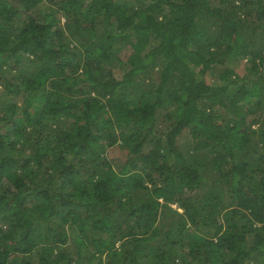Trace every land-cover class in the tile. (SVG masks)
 Returning <instances> with one entry per match:
<instances>
[{
	"label": "trees",
	"instance_id": "obj_1",
	"mask_svg": "<svg viewBox=\"0 0 264 264\" xmlns=\"http://www.w3.org/2000/svg\"><path fill=\"white\" fill-rule=\"evenodd\" d=\"M0 264H264V0H0Z\"/></svg>",
	"mask_w": 264,
	"mask_h": 264
},
{
	"label": "rangeland",
	"instance_id": "obj_2",
	"mask_svg": "<svg viewBox=\"0 0 264 264\" xmlns=\"http://www.w3.org/2000/svg\"><path fill=\"white\" fill-rule=\"evenodd\" d=\"M244 63L245 62H243V61H240V62L238 61L237 62V68L239 67L238 71L240 73H242L244 71ZM214 74L215 75L217 74L216 71L214 72ZM213 77H214V75H213ZM257 127H258V124H255L254 128H257ZM181 142L186 144V142H188V139H186V140L181 139ZM107 153L116 163H120V165L127 159V157H126L124 152L118 151L115 148H109Z\"/></svg>",
	"mask_w": 264,
	"mask_h": 264
}]
</instances>
